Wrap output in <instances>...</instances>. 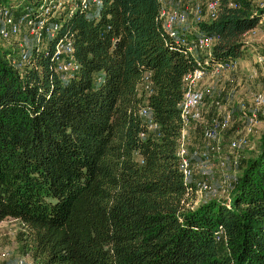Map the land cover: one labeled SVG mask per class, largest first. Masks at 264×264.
Segmentation results:
<instances>
[{"label":"trees","instance_id":"1","mask_svg":"<svg viewBox=\"0 0 264 264\" xmlns=\"http://www.w3.org/2000/svg\"><path fill=\"white\" fill-rule=\"evenodd\" d=\"M161 8L101 0L56 15L79 65L71 77L52 70L54 38L46 49L30 39L22 68L0 43V222L26 226L20 244L35 264H264V127L230 202L192 206L176 149L184 77L198 64ZM263 14L254 0H219L214 18L196 21L215 39L205 69L244 58L243 35Z\"/></svg>","mask_w":264,"mask_h":264},{"label":"built area","instance_id":"2","mask_svg":"<svg viewBox=\"0 0 264 264\" xmlns=\"http://www.w3.org/2000/svg\"><path fill=\"white\" fill-rule=\"evenodd\" d=\"M161 1V0H160ZM101 0H36L33 4L0 5V39L10 40L17 36L29 37L38 45L46 39L54 38L50 53L52 70L65 77L73 76L79 69L73 54L72 41L67 36H57L60 27V20L55 19L56 15L65 12L71 13L78 9L91 13L97 9ZM260 7L261 3H258ZM219 0H208L205 3L206 16L212 19L216 15ZM197 21L201 20L202 7L199 3L194 4ZM95 8V10H93ZM264 8V7H263ZM160 17L165 31L170 37L176 39L184 49L193 54L197 50H205L206 54L202 59L197 58L198 66L184 77L185 90L180 102V117L182 127L178 139L176 154L179 159V167L182 172L184 183L193 191L192 206H195V198L205 192H212L216 187L207 179L208 166L213 160H217L222 171V179L219 187L224 194L227 203L230 202V191L234 187L236 180L227 171L226 157L221 152V145L216 138L220 131L227 129L231 125V116L227 112L220 117L212 116L207 118L203 111L204 91L198 87V82L205 73L218 74L222 71L233 69L237 66V60L216 62L207 71L204 66L209 64L210 47L214 42V37L207 34H198L190 37L186 30L187 14L176 8H161ZM258 26L264 27V14L258 21ZM29 49L23 47L17 57L10 58L15 66L21 67L29 57ZM256 62L264 63V55L258 54ZM252 73L250 77H253ZM141 85L150 92L149 76L143 77ZM214 108H220V102H213ZM216 105V106H215ZM240 109L244 111L245 123L242 132H237L227 143V148L232 151L238 150L248 142V135L253 134L259 123V115L264 113V93L253 94L248 105L241 103ZM140 115L144 117L148 129L154 130L157 125L153 122L148 108L140 109ZM200 126L201 142L192 143L188 128ZM199 178L195 180V176ZM18 264H24L23 259H19Z\"/></svg>","mask_w":264,"mask_h":264},{"label":"rangeland","instance_id":"3","mask_svg":"<svg viewBox=\"0 0 264 264\" xmlns=\"http://www.w3.org/2000/svg\"><path fill=\"white\" fill-rule=\"evenodd\" d=\"M175 1H178V3L181 4H185L183 8L178 7L176 9L184 11L187 14L186 23L195 24V22L197 21V15L194 10L195 3H199V5L202 7V14L199 16V18L204 19L207 17L205 11V3L208 0H175ZM187 1H188V5L186 3ZM254 1L256 3H261V5H263L262 7H264V0H260V1L254 0ZM93 10H95V8ZM261 34H262L261 39L264 42L263 27H261ZM27 42L29 43L31 42L30 38L24 37V35L17 36L16 38H12L10 40L0 39V43L4 47H13L17 49V55L19 54L20 50L23 49V47L29 46V43ZM263 42H260L261 45H263ZM40 46L42 49H46L47 41L43 40ZM249 47H251V50L247 51L243 62L241 64L238 62L235 68L227 71H222L212 76L207 75V73H205L204 75V78L211 77V79H214L215 81L214 85L212 84L211 86L213 87L212 90H209V94L205 98L204 102L206 101V103H209L211 99L213 100L210 103H212L213 105H214L213 102H215V100L220 102V106H218L220 108H214L212 106L214 108V111L210 113L209 116L206 117L207 118H210L212 116L220 117L222 115H225V113L227 112L231 116L232 123L230 127L220 131L216 140L221 145V152L226 158L227 156L230 158L231 154L235 155L233 159H231V161H228L229 163H227L226 165L229 175L235 180H237L238 175H240L242 172L243 166L245 164L244 161L249 157V155L251 156L256 151V150L254 151V149L257 146L258 138L260 137L261 130L264 127V113H261L259 115L260 125L258 123L259 126L257 125L258 127H256L255 130L256 134H254V138L253 137L250 138L251 134L248 135L247 144L238 150L232 151L229 148H227L228 141L237 132H242L245 123L244 111L246 110L240 109L241 103H246L248 108V102L252 98L253 94L257 92L264 93V63L259 64L256 62V56L258 54H264V48L258 47L255 42L254 43L249 42ZM253 47H255V49H253ZM196 52L197 54L198 53L206 54V51L204 49ZM23 66L24 65H22V67ZM252 73H255L253 78L250 77V74ZM232 75H237L236 81L229 82L228 78L234 77ZM200 130H201L200 126L197 125L188 128L190 136L193 139L192 143H202ZM223 132L226 133L224 134V141L221 142L222 139L220 140V136L222 135ZM248 144L249 146H252L251 147L252 149L250 148L248 150V148H246ZM245 148L248 150L249 154H247L246 158H244V160L241 161L240 154L246 150ZM216 163L218 164V162ZM218 169H219L218 172L212 174L208 173L206 176L207 179L213 184V186L216 187V190L212 192H205L200 196L196 197L195 205H198L200 203L206 202L214 198H218V199L224 198V194L220 191V187H219L220 181L222 179V171L219 167V164H218ZM198 178L199 176L196 175L195 180ZM20 232H22L21 240L18 241L17 235ZM26 232H27L26 226H24L22 222H20V220L18 219L8 218L0 222V264H18L19 259H23L24 264H35L34 261L32 260L31 253L30 252L27 253V251H25L20 244Z\"/></svg>","mask_w":264,"mask_h":264},{"label":"crops","instance_id":"4","mask_svg":"<svg viewBox=\"0 0 264 264\" xmlns=\"http://www.w3.org/2000/svg\"><path fill=\"white\" fill-rule=\"evenodd\" d=\"M260 1V0H259ZM187 3V5H188V1L186 2ZM161 4H162V8H165V9H171V8H183V6L185 5V4H181V3H178V1H175V0H161ZM186 27V30H187V33H188V35L190 36V37H194V36H196V35H198V33H199V31H198V28L196 27V25L195 24H191V23H186V25H185ZM261 27H263V26H257V27H255L254 29H252V30H250V31H248V32H246L244 35H243V39L247 42V43H249V42H255L256 44H257V46L258 47H263L264 48V42L262 41V34H261ZM264 28V27H263ZM260 42H263V45H261V43ZM253 49H255V47H253ZM248 50H251V47H249V49ZM197 51H200V50H197ZM196 54V55H195ZM193 55L196 57V58H198V59H202L204 56H205V53H203V54H197V52L195 53H193ZM243 60H244V58H242V59H239V60H237V63L239 62L240 64L243 62ZM207 75H209V76H212V75H215V74H211V73H207ZM251 75V74H250ZM232 76H234L233 78H228V80H229V82H234V81H236V78H237V75H232ZM251 78H253V77H251ZM239 80H241V79H239ZM214 79H211V77H206V78H204V76H203V78L199 81V83H198V87L199 88H201L203 91H204V94H205V96H204V100H205V98L208 96V94H209V90H212V88L213 87H211L212 86V84L214 85ZM228 82V81H227ZM213 91H214V89H213ZM241 92H244V91H241ZM213 99H211L210 100V102L212 101ZM206 103V101L203 103V107H202V111H203V113H204V115L205 116H209L210 115V113H212L213 111H214V108L212 107V103ZM230 102V101H229ZM250 102H251V99H250V101L248 102V105L250 104ZM233 110V109H232ZM259 125H260V122H259ZM258 125V126H259ZM257 126V127H258ZM226 132H223L222 133V135L220 136V140L222 139V141L221 142H223L224 141V134H225ZM254 134H256V132H254L253 134H251V136H250V138L251 137H253L254 138ZM258 142H259V138H258V141H257V146H258ZM257 146H256V148H257ZM252 146H249V144H248V146L246 147V148H248V150L251 148ZM245 148V149H246ZM256 148L254 149V151L256 150ZM245 149H243V150H245ZM252 149V148H251ZM242 150V151H243ZM248 150L246 149L245 151H243V153H241L240 154V157H241V161H243L244 160V158H246V155L247 154H249V152H248ZM235 155H230V158L227 156V162L228 161H231V159H233V157H234ZM238 156V155H237ZM250 156V155H249ZM217 162V160H213L211 163H210V165L208 166V171H207V173H216V172H218L219 171V169H218V164L216 163ZM229 163V162H228Z\"/></svg>","mask_w":264,"mask_h":264}]
</instances>
